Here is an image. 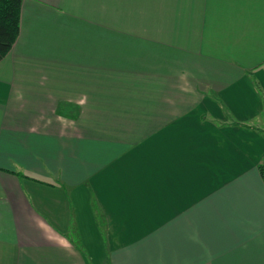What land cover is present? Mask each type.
Wrapping results in <instances>:
<instances>
[{"label": "crops", "instance_id": "1", "mask_svg": "<svg viewBox=\"0 0 264 264\" xmlns=\"http://www.w3.org/2000/svg\"><path fill=\"white\" fill-rule=\"evenodd\" d=\"M261 167L264 0H22L0 264H264Z\"/></svg>", "mask_w": 264, "mask_h": 264}, {"label": "trees", "instance_id": "2", "mask_svg": "<svg viewBox=\"0 0 264 264\" xmlns=\"http://www.w3.org/2000/svg\"><path fill=\"white\" fill-rule=\"evenodd\" d=\"M22 0H0V61L11 51L20 34ZM264 178V169L260 168ZM23 178L54 185L52 182L21 174Z\"/></svg>", "mask_w": 264, "mask_h": 264}, {"label": "rangeland", "instance_id": "3", "mask_svg": "<svg viewBox=\"0 0 264 264\" xmlns=\"http://www.w3.org/2000/svg\"><path fill=\"white\" fill-rule=\"evenodd\" d=\"M92 5H93V4H89L90 9H93V8H94ZM155 5H159V4H155ZM155 5H154V6H155ZM141 9H142V8H141ZM263 169H264V168H263ZM85 226H87V225L85 224ZM85 229L88 230L89 228L86 227ZM73 240L75 241V243H76L77 245H79L80 247L82 246L81 243H80V239H79V237H75V234L73 235Z\"/></svg>", "mask_w": 264, "mask_h": 264}]
</instances>
